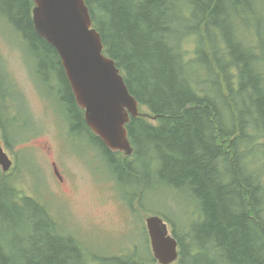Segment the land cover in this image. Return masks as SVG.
<instances>
[{"label":"trees","instance_id":"obj_1","mask_svg":"<svg viewBox=\"0 0 264 264\" xmlns=\"http://www.w3.org/2000/svg\"><path fill=\"white\" fill-rule=\"evenodd\" d=\"M129 1L134 2L136 6L143 5L138 13H131L125 0H86V3L89 7L96 4L100 10V19H98L100 20V31L110 47V53L127 71V84L131 92L141 103L151 108L154 114H156L153 107L155 106L161 114L162 124L159 126L158 116L151 120L144 117L132 118L127 126L129 139L134 148L131 155L113 152L103 146L107 156L111 157L108 168L110 180L118 187L129 191L133 202L137 198L139 202L147 200L148 193L172 197L171 203L175 209L170 211L175 212L173 214L180 220L174 221L175 225H173L174 235L181 246V259L176 264L184 262L185 248L182 242V233L185 228H192L199 243L203 239L214 243L224 240L232 246L234 241L235 245L232 247L238 260L236 264H248L246 251L250 237L244 231L245 221L243 216L232 215L230 209L236 196L243 195L245 197L247 191L244 188L247 186V179L239 177V180L243 181L237 191H229L217 182L222 178L214 174L213 163L205 161L204 156L197 148V145H202L204 142L206 119L209 121L208 113L205 110L206 114L193 110L190 105H187L186 101L188 97L191 98V93L182 86V83L176 85L173 78L175 71L181 75L185 73L184 75L190 76L198 73L209 76L212 80L215 76L213 80L215 86L222 91L218 90L216 93H221V99L226 101V92L232 86L241 84L245 79L247 67L242 64L243 56H249L250 62L253 64L262 63L264 65L262 37L258 31L248 28L246 19L241 20L242 29L245 31L234 41L226 38V32L219 23L217 27L221 30H216L217 34L212 35L213 27L199 22V15L207 5L209 6V2L207 3V0H192L195 4L190 14L193 31L195 35L199 34L203 43L208 42L209 49L204 48L198 41L197 50H183L174 41L166 45L157 39L162 27L168 26V21L157 20V14L154 13L155 9L159 11L161 0H147L145 4H140V0ZM223 1L228 3L226 0ZM244 3H251L253 13L258 14L264 22V0H246ZM30 6H33L32 0H0V14L13 20L24 38L32 41L34 48L43 59L39 64V69L45 74L55 70L59 78L66 82L65 73L57 61L56 56L58 55L54 47L38 35L34 29L30 18ZM191 8L190 6V10ZM214 12L218 19L217 5ZM165 14L170 16L169 11H166ZM233 23L238 22L233 21ZM235 25L238 26V24ZM191 35L194 36L193 33ZM173 52L179 53V61L173 58ZM137 63L138 65H136ZM144 64L150 65L151 70L144 69ZM170 69L172 75L169 72ZM62 93L63 99L68 102V105H73L71 110H68L74 118L71 129L82 135L86 133L93 141L101 142L86 127L81 111L78 108L76 111L68 84L64 85ZM227 102L231 106L234 104L231 100ZM254 121L259 126L264 122V109L261 107L260 113L254 117ZM262 148H264V139L262 143L254 146L255 150ZM215 150L221 151V147L218 145L217 147L207 146V151L211 155L215 153ZM238 156L229 155L228 152L226 155L227 159L235 160L234 163ZM250 167L258 168L257 165ZM255 175L256 177H251V180L258 181L260 189L264 191V175ZM192 193L199 197L200 201L192 198L190 196ZM248 194L252 199V194ZM184 198L189 206L182 201ZM178 199H181L184 208ZM8 206L15 214L20 212L26 214L35 210L39 219H48L44 206H40L29 198L17 199L14 175H2L1 173L0 221L6 222L13 228L29 227L31 221H14L13 215L8 211ZM37 209L41 212H38ZM257 212L258 209L252 207V214L255 217ZM195 214L200 218V221H193ZM43 222L46 223L45 228L35 230L47 238V246L60 252L59 248H64L61 242L66 240L60 223L49 220ZM249 222L264 227V221ZM74 251L80 253L75 247ZM128 252L125 256H112L108 264L115 262L158 264L153 259H149V262H136L134 250ZM80 254L82 255V253ZM53 257L55 259H48L41 264H66L59 259L58 255L53 254ZM79 264L85 263L81 260Z\"/></svg>","mask_w":264,"mask_h":264},{"label":"bare ground","instance_id":"obj_2","mask_svg":"<svg viewBox=\"0 0 264 264\" xmlns=\"http://www.w3.org/2000/svg\"><path fill=\"white\" fill-rule=\"evenodd\" d=\"M226 1L229 4L223 0H207L209 6L207 5L199 15V22H204L213 27L211 30L212 35L217 34L216 30H221L217 27L219 23L226 32V38L234 41L237 36L245 31L242 29L241 20L246 19L248 28L260 33V37H262L261 47L264 50V22L258 14L253 13L251 3H244L246 0ZM125 2L131 13H138L143 6H136L134 2L129 0H125ZM139 3L145 4L147 0H140ZM216 5L218 19L214 12ZM190 6L192 7L191 10ZM194 6L192 0H161L159 11L155 9L154 13L157 14V20L168 21V26L162 27L157 36L158 41L166 45L174 41L181 49L188 50L190 41L186 46L185 40L187 38L191 39V34L194 32L193 24L190 21V14ZM166 11L170 12V16L165 14ZM233 21H237L238 23L235 24H238V26ZM111 42L113 43V41ZM173 58L179 61V53L173 52ZM242 64L247 67L245 79L241 84L232 86L226 92V101L221 99V93H216L219 89L216 88L214 81L209 76L199 75L198 73L194 76L184 75L185 73L181 75L175 71L176 78L172 77H174L176 85L182 83V86L191 93V98L188 97L186 101L187 105H190L193 110L208 113L209 121L206 119L207 124L205 127L206 136L204 135V142H202V145H197V148L204 156L205 161L213 163L214 174L222 178L217 182L229 191H237L243 181L239 180V177L247 179V186L244 190L252 194V199L247 192L245 197L243 195L236 196L230 209L232 215L243 216L245 221L244 231L250 237L248 238L249 245L246 251L248 264H264V227L249 222L264 221V191L260 189L261 186L258 181L251 180V177H256L255 174L264 175V148L254 149V146L262 143L264 139V122L259 126L254 121V117L260 113V107L264 109V65L262 63H251L249 56L242 57ZM144 69L150 71L151 66L144 64ZM169 72H171V69ZM229 100L234 103L232 106L227 102ZM153 107L157 115L154 114L151 108H148L149 112L152 116L154 115V118L159 117L160 126L162 124L161 114L155 106ZM5 124L11 131L19 130L15 123L6 120ZM217 145L221 147V151L215 150V153L211 155L207 151V146L217 147ZM227 152L229 155H239L236 163H234L235 160L227 159ZM251 165H257L258 168L250 167ZM166 180L172 181L171 179ZM190 196L200 201L194 193ZM182 201L188 205L185 198ZM252 207L258 209L256 217L252 214ZM8 211L13 215L14 221L31 222L29 227L13 228L9 224L7 225L6 222L0 221V264H41L48 259H55L53 254L58 255L59 259L66 264L81 263V260H83L80 254L82 253V247L73 237L66 236V240H62L61 243L64 248L60 247L59 252L47 246V238L35 230L44 229L46 223L43 221L49 219H39L35 210L26 214L23 212L15 214L8 206ZM164 211L168 216L160 214L163 221H180L170 210L166 209ZM182 234V242L185 248V258L182 264L237 263L238 260L232 247L235 245L234 241L232 246L224 240H218L217 243H214L203 239L199 243L196 233L193 234L192 228H185ZM74 247L80 253H75ZM137 255L141 257L144 252L139 250ZM147 257L157 263L155 254H150ZM114 264L125 263L115 262Z\"/></svg>","mask_w":264,"mask_h":264},{"label":"rangeland","instance_id":"obj_3","mask_svg":"<svg viewBox=\"0 0 264 264\" xmlns=\"http://www.w3.org/2000/svg\"><path fill=\"white\" fill-rule=\"evenodd\" d=\"M187 43L188 48L192 49L194 46L193 40L187 38L185 40L186 46ZM42 60L43 59H41L40 54L34 48L32 41L24 38L22 33L19 32L14 21L10 18L0 16V74L2 76L11 78L12 74L16 73L17 79L19 81L22 79V74L19 71L24 68L31 76V82L33 83V85L41 91V94L43 95L45 100H47L49 106V109H47L48 115L50 118H53L55 120L58 126L57 127L51 122L40 124L39 126H37V128H35L33 132L35 134L31 135V137L29 138V142L35 145L38 141H40V144L42 146L46 145L47 143H52L53 146L56 147L53 152H51V149H49L50 160L52 154L60 160L61 163L59 165L66 175V180L70 182L71 189H73L80 198L78 211L75 214L76 216L82 217L86 209L88 207H92L95 210L94 217L99 218L103 221L121 224L123 222L121 220L124 219L123 213L121 211V206L115 203L112 198L105 200L99 194V185L102 192L106 190L105 192L107 194L109 193V191L107 190L109 188V185L101 184L96 177V181L99 184L95 183V178L90 168H85L82 164L77 162L74 163V160L70 161L68 157L71 156L68 154L65 147L62 146L60 143L61 137L65 139L68 143H71L75 141L77 136H75L71 132H66L63 127H60L58 121L60 112V97H56L54 99L46 98V94L42 85V80L39 75V73L43 72L39 69V64L42 62ZM6 64L8 65L9 69L6 67ZM31 82L23 81L22 83L26 88L29 105L34 111H39L40 104L37 97L32 92ZM66 103V111H68L69 109L71 110L73 105L69 106L68 102ZM107 158L109 161H111V157L107 156ZM100 159L102 158L100 157ZM38 161H40L38 162L39 166H47V159L44 157V155H41ZM49 172L52 173L51 169H49ZM47 174L48 170L45 172L44 176H46ZM24 192L28 193L27 191ZM120 197L121 194L119 193V200ZM148 200L151 201L147 203ZM178 200L181 201V199ZM171 201L172 197L170 196H156L152 193H148L145 206L150 212H153L152 210L155 209V212L153 213H160L162 215L168 216L164 210H173V208L175 209ZM181 205L184 208L182 201ZM37 210L38 212H41L39 209ZM132 220L133 221L131 223L130 221H127L126 223L120 226L112 225L107 222L79 221L78 228L81 232L83 239L98 241L92 245L98 250L103 249L105 246H110V250L114 251L115 249L123 248L119 245V240L121 237L123 238V241H127L125 242V244H127L126 246L132 244L138 245L140 241L144 240V221H142V218L139 216H136ZM193 221H200V218L197 217L195 214ZM169 222L171 224V227L173 228V225H175L174 221L171 220ZM68 225L69 227H72L71 223H69Z\"/></svg>","mask_w":264,"mask_h":264},{"label":"water","instance_id":"obj_4","mask_svg":"<svg viewBox=\"0 0 264 264\" xmlns=\"http://www.w3.org/2000/svg\"><path fill=\"white\" fill-rule=\"evenodd\" d=\"M38 7L35 8L34 25L37 32L52 44L58 53L63 58V65L68 70L75 62L74 48L75 45L82 42L90 25V17L88 9L85 5V0H35ZM47 12V17L44 13ZM96 56V55H95ZM97 57V56H96ZM71 78V74H69ZM72 84V82H71ZM75 92L86 95L88 92H93L94 104L99 105L101 97L92 88L84 85H76L73 83ZM126 93L124 97H127ZM130 102L134 103L131 97H128ZM111 102V101H110ZM106 101L103 99L101 106H104ZM117 116V115H116ZM128 117L125 114L120 121L121 124L114 126H100L96 123H91L94 131L101 135L106 143L112 147L123 149L127 153L132 151L128 138L127 130L123 127V122L127 121ZM117 117L111 116L110 125H114ZM0 164L4 170H7L11 161L0 146ZM150 234L152 237L155 256L162 264H169L178 257L177 239L173 235H169L167 225L157 216L147 219Z\"/></svg>","mask_w":264,"mask_h":264}]
</instances>
